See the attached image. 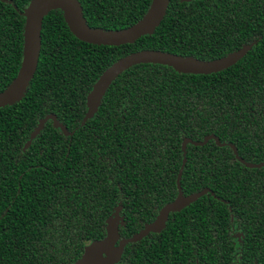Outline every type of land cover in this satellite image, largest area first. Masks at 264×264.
Here are the masks:
<instances>
[{
    "label": "trees",
    "instance_id": "obj_1",
    "mask_svg": "<svg viewBox=\"0 0 264 264\" xmlns=\"http://www.w3.org/2000/svg\"><path fill=\"white\" fill-rule=\"evenodd\" d=\"M31 1L0 0V93L20 68ZM151 1L78 0L87 25L104 31L133 26ZM248 47L210 75L133 66L84 120L92 86L128 54L212 61ZM47 115L70 135L49 120L24 149ZM210 135L239 160L214 140L182 150ZM183 159V196L206 193L116 264H264V167L240 161L264 163V0H169L152 34L117 47L79 40L51 11L33 79L0 108V264H73L112 225L118 242L131 238L177 197Z\"/></svg>",
    "mask_w": 264,
    "mask_h": 264
},
{
    "label": "water",
    "instance_id": "obj_2",
    "mask_svg": "<svg viewBox=\"0 0 264 264\" xmlns=\"http://www.w3.org/2000/svg\"><path fill=\"white\" fill-rule=\"evenodd\" d=\"M191 0H180V2H190ZM169 0H152L147 13L143 18L133 26L120 31H104L94 29L87 25L82 15V9L78 0H32L23 12L24 33H23V52L20 68L14 80L0 93V108L10 106L18 102L26 92L31 80L37 69L40 49H41V29L44 18L53 10H60L65 24L70 32L87 43L98 44L103 46H122L132 44L140 38L152 34L155 28L162 21ZM250 49L243 48L240 51L233 52L219 59L212 61H202L192 57L178 56L170 53H164L153 50H143L128 54L110 65L99 76L92 86L86 97L87 111L84 120L93 118L96 114L101 100L104 97L109 86L120 76L133 66L140 64H154L167 66L179 74L192 75H210L226 70L240 61ZM51 120L55 128H59L64 135H70L66 128L58 122L54 115H47L41 119L31 133L24 149H27L36 136L42 131L44 124ZM210 140H214L216 145L224 147L225 145L232 148L236 158L237 151L231 144L219 142L217 138L210 135L203 139L202 142L193 143L185 139L182 143L184 151L187 144L194 146L206 145ZM183 159L182 166L177 176L178 195L172 202L165 205L158 213L156 218L150 224L146 225L140 232L131 238L118 242L119 236L115 225L108 228L107 235L101 239L92 241L84 247L83 254L73 264H116L123 253L125 246L129 243H136L151 233L162 231L170 214L180 212L189 204L195 202L206 191L183 196L180 190V177L185 164ZM247 168H261L264 163L251 164L240 160ZM117 218V211L114 214ZM110 223V220L107 221ZM118 242V245L116 243Z\"/></svg>",
    "mask_w": 264,
    "mask_h": 264
},
{
    "label": "flooded vegetation",
    "instance_id": "obj_3",
    "mask_svg": "<svg viewBox=\"0 0 264 264\" xmlns=\"http://www.w3.org/2000/svg\"><path fill=\"white\" fill-rule=\"evenodd\" d=\"M151 234H152V233H151ZM147 236H148V235H147ZM147 236H146V237H147ZM146 237H144V238H146ZM144 238H143V239H144Z\"/></svg>",
    "mask_w": 264,
    "mask_h": 264
}]
</instances>
